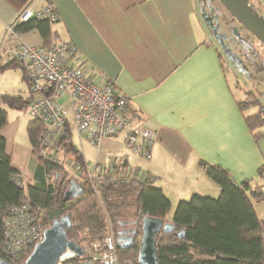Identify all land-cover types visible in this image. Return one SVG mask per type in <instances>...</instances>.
<instances>
[{"label":"crops","instance_id":"0c3cea01","mask_svg":"<svg viewBox=\"0 0 264 264\" xmlns=\"http://www.w3.org/2000/svg\"><path fill=\"white\" fill-rule=\"evenodd\" d=\"M193 2L0 0L1 66L9 60L8 54L15 46L3 41L5 27L27 3L35 10L51 6L59 15L58 22L51 25L56 37L52 44H72L76 50L71 63L86 71L96 84H111L122 93L134 123L155 133L151 159L134 166L149 172L155 178L154 186L168 199V223L176 205L193 194L218 197L219 187L199 167V162L227 170L236 181L248 180L242 148L250 137L237 106L245 92L239 89L243 95L240 97L231 90L227 64L209 29L204 22L194 23ZM184 5L185 14L179 18L177 12ZM20 40L28 46L42 45L36 30L20 34ZM19 128V124L9 122L0 134L12 168L28 187L34 183L40 163L27 139V174L12 164ZM117 138L101 144L110 147ZM119 147H123V138ZM99 153L103 154L97 148L96 156ZM116 155L124 153L119 151Z\"/></svg>","mask_w":264,"mask_h":264},{"label":"trees","instance_id":"16d2710c","mask_svg":"<svg viewBox=\"0 0 264 264\" xmlns=\"http://www.w3.org/2000/svg\"><path fill=\"white\" fill-rule=\"evenodd\" d=\"M260 2L264 7V0ZM15 30L20 34L36 30L43 48L51 46L56 39L51 25L44 20H29L17 25ZM7 68H20L29 88L27 72L21 63L9 60L4 66L0 65V70ZM258 97L260 94L255 90L246 92L244 99L237 103L245 126L256 141L264 136L259 132L264 125V109ZM30 99L31 93L26 98L0 95V132L9 124L7 110L26 112ZM249 108H257V112L246 116L244 112ZM43 132L44 127L37 121L27 123L32 154L43 162L37 169L34 183L28 187L16 184L15 177L20 176L11 166V158L5 152V140L0 134V260L4 259L1 252L3 219L14 205L27 204L47 227L55 219L68 216L71 227L66 230L67 238L82 249L109 233L113 235L119 222L129 215L130 208L134 209L138 232L144 217L166 222L170 203L161 189L154 186L153 176V180L147 177L124 184L100 185L97 192L84 178L78 183L81 193L67 198L66 192L73 178L62 172L65 168L61 165L39 159ZM60 146H64V153L86 172L88 164L84 163L80 151L73 145L71 135ZM126 164L122 163L123 166ZM199 167L219 187L220 193L216 198L193 194L176 205L170 221L173 231L160 233L157 237L158 264H264V219L257 216L253 206V201L264 200V192L257 185L251 186L246 179L234 180L227 170L219 166L199 162ZM258 175L264 176V164L259 166ZM138 247L139 243L128 250L116 249L118 264H138ZM29 254L23 256L21 262L7 261L23 264ZM82 256L61 264H79Z\"/></svg>","mask_w":264,"mask_h":264},{"label":"built area","instance_id":"2783aa9c","mask_svg":"<svg viewBox=\"0 0 264 264\" xmlns=\"http://www.w3.org/2000/svg\"><path fill=\"white\" fill-rule=\"evenodd\" d=\"M32 19L48 21L54 25L59 15L51 6L35 10L27 3L5 27L3 41L15 44L8 58L21 63L27 72L31 99L25 113L32 121L44 127L39 159L61 165L65 168L62 172L77 184L87 178L94 192H97L100 185L124 184L134 179L145 180L147 177L153 180L149 172L131 165L127 154L113 156L106 165H86L85 172L73 162L69 154L64 153L65 148L60 144L74 132L80 143L85 141L96 149L104 138L122 136L123 148L128 154L138 161H149L155 133L134 123L127 98L122 93L111 84H96L86 75V71L71 63L76 50L72 44L57 42L43 48L22 43L15 27ZM60 100L63 102L60 103ZM124 162L127 163L125 166L122 165ZM66 167L72 175L68 174ZM15 182L19 186L24 185L18 177H15ZM46 228L47 225L37 218L27 204L12 206L3 219L1 252L4 260L21 262L22 257L43 239ZM83 251L79 264H118L111 233L98 242L84 246ZM67 253L71 254V258L75 257ZM61 259L59 264L62 263Z\"/></svg>","mask_w":264,"mask_h":264},{"label":"rangeland","instance_id":"374dc122","mask_svg":"<svg viewBox=\"0 0 264 264\" xmlns=\"http://www.w3.org/2000/svg\"><path fill=\"white\" fill-rule=\"evenodd\" d=\"M248 3L252 6L253 13L264 24V7L260 0H248ZM184 7L185 5L177 12V17L182 18L185 14ZM191 10L195 17L194 23L198 25L204 22L205 26L209 28V35L212 37L218 51L222 54L227 64L228 72L226 74L231 90H235L237 93L239 89L243 93L255 90L260 94L258 99L264 109V46L241 24L236 20L234 21L218 0H194ZM29 37L31 38V35ZM221 43H223L224 48H222ZM88 75L90 76V73ZM5 93L10 95L21 93L23 96L30 94L26 81L22 80L20 68L0 70V95ZM238 95L240 97L243 96L240 93ZM62 102L63 100H60V103ZM7 111L9 122L12 125H20L16 133L15 142L18 149L13 152L12 164L17 165L22 169V174L26 175L27 172L24 169H26L29 144L25 128L28 121H32V119L22 110L8 109ZM256 112L257 108H249L244 114L249 116ZM239 115L243 118V114L239 112ZM259 132L264 133V125ZM247 134L250 138L248 137V144L242 148L247 160L243 165V169L248 174L251 186L257 185L264 192V176L261 178L258 175L259 166L264 164V136L256 141L248 131ZM109 138L115 137L104 138L101 143ZM121 138L122 136H119L116 141H113L115 144H112L110 147L109 145L104 146L100 143L98 148L103 154L99 153L96 156V148L89 146L85 141L80 143L76 132L72 135L74 146L81 151L90 167H93L94 164H98L99 166L106 165L109 159L118 154L119 151L128 155L130 164L138 165L139 162H143L128 154L123 147H119ZM37 162L41 165L43 164L41 160H37ZM228 165L230 167L233 166L231 162ZM68 167L71 169V166ZM68 167H66V170L69 172V175H72ZM27 169L30 170V168ZM253 206L257 216L260 219H264V200L259 202L253 201ZM129 210V216L132 217L134 209L130 208ZM98 241L100 240H96L95 242Z\"/></svg>","mask_w":264,"mask_h":264},{"label":"water","instance_id":"95a60500","mask_svg":"<svg viewBox=\"0 0 264 264\" xmlns=\"http://www.w3.org/2000/svg\"><path fill=\"white\" fill-rule=\"evenodd\" d=\"M232 19L247 29L264 46V24L257 18L249 6L248 0H218ZM224 48L223 43H221ZM81 193V186L75 182L70 184L66 197H74ZM71 227L68 216L55 219L43 232V239L35 244L23 264H59L61 257L67 252L75 256H82L83 249L73 240L67 238ZM173 224L159 219L144 217L141 226V238L138 247V264H158L157 237L160 233H170ZM134 232L135 231H130ZM182 233V232H181ZM177 233V234H181ZM182 237V234L180 235ZM122 237L117 238V243H122ZM127 243L117 246V250L127 249L132 246L133 238L126 239ZM0 264H10L1 259Z\"/></svg>","mask_w":264,"mask_h":264},{"label":"flooded vegetation","instance_id":"af4514ba","mask_svg":"<svg viewBox=\"0 0 264 264\" xmlns=\"http://www.w3.org/2000/svg\"><path fill=\"white\" fill-rule=\"evenodd\" d=\"M130 231H135L136 234L134 232H130ZM119 236L124 239V241L122 243H117V238ZM130 237L133 238V241H132L133 245L132 246H136L137 243H139V240L141 238V231L138 232V230H137L134 215H132V217H130L128 215L126 219H124L123 221H120L119 224L117 225L116 232H114V234H113L115 247L121 246L123 243H127V241H125V240L129 239ZM132 246H130L127 249H120V250L131 249Z\"/></svg>","mask_w":264,"mask_h":264},{"label":"bare ground","instance_id":"6f19581e","mask_svg":"<svg viewBox=\"0 0 264 264\" xmlns=\"http://www.w3.org/2000/svg\"><path fill=\"white\" fill-rule=\"evenodd\" d=\"M69 258H71V254L66 253V254L63 255V257H62V259H61V262L66 261V260H68Z\"/></svg>","mask_w":264,"mask_h":264}]
</instances>
